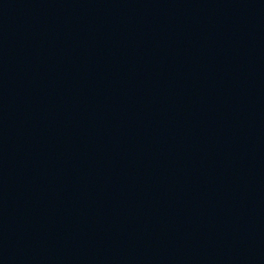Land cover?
<instances>
[{"label":"water","instance_id":"obj_1","mask_svg":"<svg viewBox=\"0 0 264 264\" xmlns=\"http://www.w3.org/2000/svg\"><path fill=\"white\" fill-rule=\"evenodd\" d=\"M264 0H0V264H237Z\"/></svg>","mask_w":264,"mask_h":264}]
</instances>
